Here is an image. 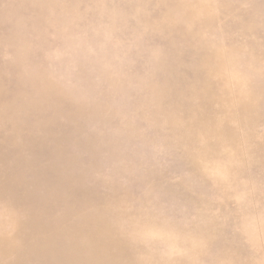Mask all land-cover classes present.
Listing matches in <instances>:
<instances>
[{"label": "clouds", "instance_id": "1", "mask_svg": "<svg viewBox=\"0 0 264 264\" xmlns=\"http://www.w3.org/2000/svg\"><path fill=\"white\" fill-rule=\"evenodd\" d=\"M0 264H264V0H0Z\"/></svg>", "mask_w": 264, "mask_h": 264}]
</instances>
